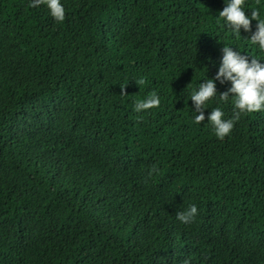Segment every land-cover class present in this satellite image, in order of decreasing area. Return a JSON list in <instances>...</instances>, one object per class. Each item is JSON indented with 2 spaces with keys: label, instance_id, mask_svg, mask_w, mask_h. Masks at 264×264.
I'll use <instances>...</instances> for the list:
<instances>
[{
  "label": "trees",
  "instance_id": "trees-1",
  "mask_svg": "<svg viewBox=\"0 0 264 264\" xmlns=\"http://www.w3.org/2000/svg\"><path fill=\"white\" fill-rule=\"evenodd\" d=\"M30 3L0 0V264H264V111L220 140L190 100L224 44L264 63L225 0H61L62 23Z\"/></svg>",
  "mask_w": 264,
  "mask_h": 264
},
{
  "label": "clouds",
  "instance_id": "clouds-1",
  "mask_svg": "<svg viewBox=\"0 0 264 264\" xmlns=\"http://www.w3.org/2000/svg\"><path fill=\"white\" fill-rule=\"evenodd\" d=\"M40 5L48 7L57 23H62L66 19V9L61 0H31L29 7ZM244 5L245 0H225V7L219 12L218 17L226 22L238 38L241 36V29L250 33V38L247 40L264 51V19H261L257 9H252L251 16L246 15ZM253 20L258 22L255 31H253ZM222 53L221 64L215 77L205 79L199 84L198 90H193L190 97L196 114L195 123L201 124L207 119L213 125L215 135L220 140L231 134L242 114L264 111V63H261V59L255 56L250 59L249 56L242 55L241 52L227 44H224ZM135 81L139 86L146 83L143 78ZM217 81L220 84L231 82V86L220 92L217 88ZM120 87V95L127 96V84ZM230 98L233 106L231 118L225 119V112L219 106L212 108L210 114L205 115V109L210 100L217 99L219 102L227 103ZM160 104L161 98L153 91L145 99L137 100L134 110L140 113L157 108ZM153 174H159V168L155 165L150 169L148 178H151ZM197 215V205L190 204L186 209L178 211L176 218L181 223L191 224ZM183 264H190V262L185 260Z\"/></svg>",
  "mask_w": 264,
  "mask_h": 264
}]
</instances>
